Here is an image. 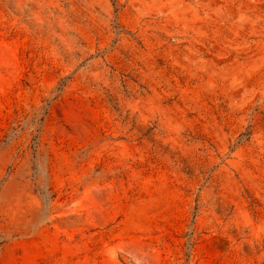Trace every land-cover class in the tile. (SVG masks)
Returning a JSON list of instances; mask_svg holds the SVG:
<instances>
[{
  "label": "rangeland",
  "instance_id": "1",
  "mask_svg": "<svg viewBox=\"0 0 264 264\" xmlns=\"http://www.w3.org/2000/svg\"><path fill=\"white\" fill-rule=\"evenodd\" d=\"M0 264H264V0H0Z\"/></svg>",
  "mask_w": 264,
  "mask_h": 264
}]
</instances>
